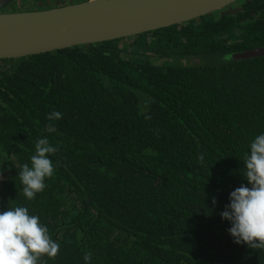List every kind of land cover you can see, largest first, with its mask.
Segmentation results:
<instances>
[{
  "label": "trees",
  "instance_id": "obj_1",
  "mask_svg": "<svg viewBox=\"0 0 264 264\" xmlns=\"http://www.w3.org/2000/svg\"><path fill=\"white\" fill-rule=\"evenodd\" d=\"M240 4L131 37L130 57L118 39L0 59V211L27 207L48 227L60 248L40 264L86 253L89 264H264L220 216L264 132V57L173 67L142 56L264 46V0ZM42 137L58 146L55 174L27 200L19 168Z\"/></svg>",
  "mask_w": 264,
  "mask_h": 264
},
{
  "label": "water",
  "instance_id": "obj_2",
  "mask_svg": "<svg viewBox=\"0 0 264 264\" xmlns=\"http://www.w3.org/2000/svg\"><path fill=\"white\" fill-rule=\"evenodd\" d=\"M20 0H0V59H22L71 47L136 37L221 13L241 0H79L22 9ZM49 1V0H47ZM264 57V46L218 54L158 59L173 67L241 62Z\"/></svg>",
  "mask_w": 264,
  "mask_h": 264
},
{
  "label": "clouds",
  "instance_id": "obj_3",
  "mask_svg": "<svg viewBox=\"0 0 264 264\" xmlns=\"http://www.w3.org/2000/svg\"><path fill=\"white\" fill-rule=\"evenodd\" d=\"M62 113L53 111L47 115L49 121L59 120ZM47 137L38 138L31 155V164L19 168L23 195L34 200L47 187L46 180L55 174L51 159L58 152ZM201 164L203 154L198 156ZM243 175L247 184H241L229 194V203L220 212L222 219L230 222L227 229L237 244H246L255 250H264V132L256 135L245 154ZM2 178V177H0ZM216 199L213 198V206ZM60 245L54 241L48 227L36 215L23 206L8 207L0 211V264H40L41 258H54ZM85 264L91 254L83 257Z\"/></svg>",
  "mask_w": 264,
  "mask_h": 264
},
{
  "label": "rangeland",
  "instance_id": "obj_4",
  "mask_svg": "<svg viewBox=\"0 0 264 264\" xmlns=\"http://www.w3.org/2000/svg\"><path fill=\"white\" fill-rule=\"evenodd\" d=\"M31 1H33L34 2V0H31ZM30 0H20L18 3H20L21 5H22V9H25V6H27L29 9L30 8H33L34 7V4H31L32 2H31ZM74 1H79V0H74ZM73 1V2H74ZM50 5H56V4H58V5H65V4H69V3H72V1H68V0H49V1H46V2H44L42 5H41V7L43 6V7H46V6H48L49 4ZM242 7V5L241 4H239V5H237V7H229V8H227V9H225L224 11H228V12H230L231 11V13H233V12H236L238 9H240ZM223 11V12H224ZM158 60V59H157ZM156 60V61H157ZM0 177H2L3 178V176L0 174ZM2 178H0V180L2 179Z\"/></svg>",
  "mask_w": 264,
  "mask_h": 264
},
{
  "label": "flooded vegetation",
  "instance_id": "obj_5",
  "mask_svg": "<svg viewBox=\"0 0 264 264\" xmlns=\"http://www.w3.org/2000/svg\"><path fill=\"white\" fill-rule=\"evenodd\" d=\"M68 1H74V0H68ZM243 1H245V0H243ZM243 5H245V4H242V7H243ZM241 7V8H242ZM229 13H231V11L230 12H228V11H224L223 12V14L222 15H224V14H229ZM150 32H153V31H150ZM150 32H147V33H150ZM140 36V35H139ZM124 40H123V42H122V44L120 45L121 47L123 46L124 48H126L127 47V45H129V48L127 49V52L124 54V55H127L128 57H130V55H133V53L131 52V48H132V45H133V40L134 39H131V38H123ZM123 49V48H122ZM142 56H144V57H149L148 59L150 60V61H152V62H155L156 61V59H157V57L155 56V54L152 52V51H146V52H143L142 53Z\"/></svg>",
  "mask_w": 264,
  "mask_h": 264
}]
</instances>
